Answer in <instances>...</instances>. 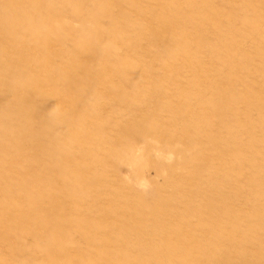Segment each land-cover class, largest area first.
I'll list each match as a JSON object with an SVG mask.
<instances>
[{"label": "rangeland", "instance_id": "374dc122", "mask_svg": "<svg viewBox=\"0 0 264 264\" xmlns=\"http://www.w3.org/2000/svg\"><path fill=\"white\" fill-rule=\"evenodd\" d=\"M0 264H264V0H0Z\"/></svg>", "mask_w": 264, "mask_h": 264}, {"label": "bare ground", "instance_id": "6f19581e", "mask_svg": "<svg viewBox=\"0 0 264 264\" xmlns=\"http://www.w3.org/2000/svg\"><path fill=\"white\" fill-rule=\"evenodd\" d=\"M83 147V146H82Z\"/></svg>", "mask_w": 264, "mask_h": 264}]
</instances>
